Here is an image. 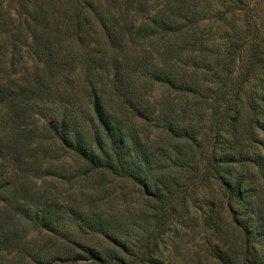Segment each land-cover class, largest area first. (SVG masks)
Listing matches in <instances>:
<instances>
[{
	"label": "trees",
	"instance_id": "obj_1",
	"mask_svg": "<svg viewBox=\"0 0 264 264\" xmlns=\"http://www.w3.org/2000/svg\"><path fill=\"white\" fill-rule=\"evenodd\" d=\"M253 1L0 0V264H264Z\"/></svg>",
	"mask_w": 264,
	"mask_h": 264
},
{
	"label": "rangeland",
	"instance_id": "obj_2",
	"mask_svg": "<svg viewBox=\"0 0 264 264\" xmlns=\"http://www.w3.org/2000/svg\"><path fill=\"white\" fill-rule=\"evenodd\" d=\"M263 10H264V0H254L252 2V12H251V14L257 15V13H259V12L261 13ZM197 227H198V224L195 226L194 229H191L190 231L187 230L188 235H187L186 238H189L190 235H192V233L195 230L197 231V229H200V226H199V228H197ZM78 239L80 240V239H83V238L81 236H78ZM83 240L85 241L83 243H91L90 240L89 241H86L85 239H83ZM190 245H204V240H203L201 234L196 232V235L191 240Z\"/></svg>",
	"mask_w": 264,
	"mask_h": 264
}]
</instances>
